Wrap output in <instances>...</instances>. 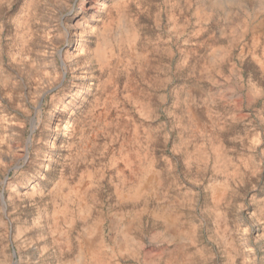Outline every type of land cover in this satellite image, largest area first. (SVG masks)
<instances>
[{
  "label": "rangeland",
  "instance_id": "obj_1",
  "mask_svg": "<svg viewBox=\"0 0 264 264\" xmlns=\"http://www.w3.org/2000/svg\"><path fill=\"white\" fill-rule=\"evenodd\" d=\"M116 2L0 0V264H264V0Z\"/></svg>",
  "mask_w": 264,
  "mask_h": 264
},
{
  "label": "bare ground",
  "instance_id": "obj_2",
  "mask_svg": "<svg viewBox=\"0 0 264 264\" xmlns=\"http://www.w3.org/2000/svg\"><path fill=\"white\" fill-rule=\"evenodd\" d=\"M129 1L130 0H117L116 4L114 5L115 10L116 11L124 10L125 8L128 7ZM112 14L113 15L110 17V20L106 21L103 27L98 31L99 32L98 34L101 36V42L96 48L95 54L102 63H109L110 59L115 56L117 50H120L121 47L123 45H126L127 43L132 44L136 38V33H132L131 31H128L126 35L124 34L121 35V37L117 41L116 46H114L113 43L111 42L112 40L111 37L112 34L115 32V28L117 27L116 26L117 21L114 18L115 13L113 12ZM118 30L119 29H117V31ZM60 191L61 190L57 191V195L62 196L66 204L74 197V193L72 192H66L64 194V193H60ZM67 207L68 206H64L62 209L60 208V210L56 211V214L61 215L65 213V209ZM56 214L54 213L55 216ZM107 261L108 260L106 257L97 258L93 261V264H109Z\"/></svg>",
  "mask_w": 264,
  "mask_h": 264
}]
</instances>
